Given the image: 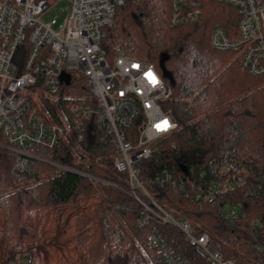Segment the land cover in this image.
<instances>
[{"label":"trees","instance_id":"obj_1","mask_svg":"<svg viewBox=\"0 0 264 264\" xmlns=\"http://www.w3.org/2000/svg\"><path fill=\"white\" fill-rule=\"evenodd\" d=\"M201 1L197 19L171 26L170 0H126L117 9L114 26L107 28L102 47L110 56L117 44L130 46L135 55L154 62L164 77L168 72L175 78L172 94L162 106L178 128L155 143L149 159L138 163L149 192L176 215L191 220L198 232H208L213 249L225 259L264 264L260 249L264 248V77L251 75L235 53L210 45L216 24L230 35L235 31L237 9L218 0ZM73 83L63 86L66 99L91 95L85 77ZM50 111L56 119L55 108ZM138 126L135 122L131 129ZM116 154L110 134L94 122L87 124L83 140L70 136L43 156L109 183L0 148V204L8 211L5 235L20 241L36 239L23 222L24 210L76 205L99 195L92 232L94 250L101 254L97 264H164L161 254L147 243L149 228L139 224L141 206L124 188L127 175L116 170ZM163 172L188 188L207 187L227 176L240 181L212 203L180 196L170 185L148 183ZM226 204L240 205L237 221L220 216L219 207ZM69 216L67 209L55 219L46 209H33L25 212V221L33 230L45 225L62 234ZM4 219L0 207V260L8 264L12 250L14 255L39 245L29 239L6 240ZM255 220L259 226H253ZM161 230L192 264H206L179 229L162 225ZM29 255L32 264L33 252Z\"/></svg>","mask_w":264,"mask_h":264},{"label":"built area","instance_id":"obj_2","mask_svg":"<svg viewBox=\"0 0 264 264\" xmlns=\"http://www.w3.org/2000/svg\"><path fill=\"white\" fill-rule=\"evenodd\" d=\"M56 1L0 0V148L109 183L43 156L70 136L83 140L87 124L94 122L111 136L117 150L114 166L127 175L124 188L141 206L139 224L149 228L147 243L161 254L163 263L192 264L161 230L162 225H172L206 264H236L213 249L208 232H198L189 219L160 203L140 178L138 163L149 159L155 143L178 124L162 106L172 87L157 65L135 55L130 46L117 44L110 56L102 47L107 28L114 26L117 9L126 0H69L62 24L56 17H45ZM218 1L236 8L240 19L231 35L216 24L211 47L235 53L251 75L264 77V0ZM170 6V25L178 26L197 19L203 5L201 0H170ZM82 76L91 95L66 99L63 86L75 85ZM135 122L139 126L132 130ZM239 181L227 176L207 187L188 188L163 172L148 183L170 185L180 196L216 203ZM219 214L237 221L240 205H221Z\"/></svg>","mask_w":264,"mask_h":264},{"label":"rangeland","instance_id":"obj_3","mask_svg":"<svg viewBox=\"0 0 264 264\" xmlns=\"http://www.w3.org/2000/svg\"><path fill=\"white\" fill-rule=\"evenodd\" d=\"M69 7V0H57L45 17H56L58 23L62 24L68 16ZM224 65H227V63H224ZM98 196L95 197V200L89 203H78L76 205L70 204L72 207H68V211L70 212L68 226H66L65 232L62 234H59L55 229L51 231L52 229L47 228L48 226L46 227L45 225H42L40 230L34 231L37 235L36 239L25 238L22 241L9 238L5 235L8 211L4 205L0 204V207L4 209L5 217L3 225L4 238L16 242H24L29 239L34 242L38 241L39 245H34L32 248H29L27 252L17 251L13 255L10 264H29V252H33V256H31L33 258L32 264H97L101 260V254L96 253L94 250L92 232L94 229L96 204L100 201V196ZM32 209L23 211V222L27 227L28 225L25 221L24 212L31 211ZM46 210L50 213L53 219H55L57 214L62 211L61 208H58L57 210L56 208H54V210L48 208ZM255 222H259V220L253 221V224ZM0 264L6 263L0 260Z\"/></svg>","mask_w":264,"mask_h":264},{"label":"crops","instance_id":"obj_4","mask_svg":"<svg viewBox=\"0 0 264 264\" xmlns=\"http://www.w3.org/2000/svg\"><path fill=\"white\" fill-rule=\"evenodd\" d=\"M97 196H98V195H95V196H91V197H88V198L82 199V200L79 201V204H84L85 202L89 203V202L95 200V197H97ZM98 197H99V196H98ZM100 200H101V197H100ZM68 207H72V206H70V205H64V206H60V207H58V208H61L62 211H63L64 209H67V210H68ZM48 208H51V209L54 210V208H53L52 206H50V207H48ZM48 208H39V209H48ZM58 208H56V210H57ZM35 209H36V208H35ZM32 210H33V209H32ZM62 211H60V212H62ZM25 212H26V211H25ZM25 212H24V213H25ZM60 212H59V213H60ZM27 225H28V224H27ZM28 227H29V226H28ZM29 229H30L31 231H36V230L31 229L30 227H29Z\"/></svg>","mask_w":264,"mask_h":264},{"label":"water","instance_id":"obj_5","mask_svg":"<svg viewBox=\"0 0 264 264\" xmlns=\"http://www.w3.org/2000/svg\"><path fill=\"white\" fill-rule=\"evenodd\" d=\"M165 77L168 78L171 86L175 84V78L171 73L165 72Z\"/></svg>","mask_w":264,"mask_h":264},{"label":"bare ground","instance_id":"obj_6","mask_svg":"<svg viewBox=\"0 0 264 264\" xmlns=\"http://www.w3.org/2000/svg\"><path fill=\"white\" fill-rule=\"evenodd\" d=\"M12 257H13V250L10 252V254L8 256V260H9V263L8 264H10V262L12 260Z\"/></svg>","mask_w":264,"mask_h":264}]
</instances>
